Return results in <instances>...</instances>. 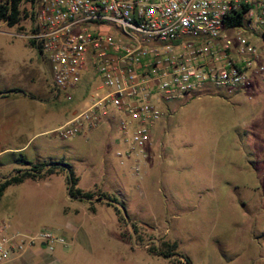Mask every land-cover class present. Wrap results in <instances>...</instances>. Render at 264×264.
I'll list each match as a JSON object with an SVG mask.
<instances>
[{"label": "rangeland", "instance_id": "374dc122", "mask_svg": "<svg viewBox=\"0 0 264 264\" xmlns=\"http://www.w3.org/2000/svg\"><path fill=\"white\" fill-rule=\"evenodd\" d=\"M22 9L17 25L0 20V90L21 84L40 99L23 108L27 139L33 138L22 155L66 162L94 197L71 198L62 171L64 177L9 186L0 222L25 234L52 229L66 240L53 252L29 244L15 264H188L186 257L190 264H264V76L245 90L208 86L162 104L140 178L132 172L134 158L121 165L116 156L126 148L118 112L76 136L57 132L107 88L90 66L70 90L72 100L64 91L56 95L47 63L27 38L29 0ZM15 155L21 156L7 152L3 159L8 164ZM172 249L174 255L161 253Z\"/></svg>", "mask_w": 264, "mask_h": 264}, {"label": "built area", "instance_id": "2783aa9c", "mask_svg": "<svg viewBox=\"0 0 264 264\" xmlns=\"http://www.w3.org/2000/svg\"><path fill=\"white\" fill-rule=\"evenodd\" d=\"M243 10L241 25H225ZM29 17L27 38L49 60L56 95L72 100L90 66L107 88L57 132L76 136L118 112L126 148L116 156L121 165L134 158L140 178L162 104L208 86L245 90L264 76V0H36ZM35 242L53 252L66 240L52 229L25 234L0 222V264Z\"/></svg>", "mask_w": 264, "mask_h": 264}, {"label": "crops", "instance_id": "0c3cea01", "mask_svg": "<svg viewBox=\"0 0 264 264\" xmlns=\"http://www.w3.org/2000/svg\"><path fill=\"white\" fill-rule=\"evenodd\" d=\"M33 47H35L40 52V54L43 56L44 61L47 63L48 75L51 80V85L53 86L52 68H51V64L49 60L37 48V46H33ZM35 79H36V73H34L32 76V80H35ZM16 88L22 89L23 91H17V92L10 91ZM33 100L40 101V99H38L31 93L25 92L24 87H22L21 84H18L12 88H5V89L0 90V182L10 177L11 175L15 174L19 168H24V167H14L15 164L13 165V163L18 164L16 166H20L21 164H23V161H21V159L24 158V160L26 159L30 161L29 159H27L26 157L22 155V153L27 150V146L33 138L31 137L27 139L28 137H27L26 128H24L25 123L23 124V119L26 118V113L24 112L23 108L28 107L29 103H31ZM16 121L18 122V124H20L19 127L12 128L11 127L12 123H15ZM10 140H17V141H20L21 143L18 145H11V143H9ZM7 152H13V154L19 153L21 154V156L17 157L15 155L14 158L11 160V162L7 164L6 161L3 159V155ZM40 161L41 160H38L37 162H40ZM10 165L13 166L12 172L8 173V175L4 174L5 167L10 166ZM58 174L63 176L61 173H56L55 175H58ZM51 176L52 175L48 177L51 178ZM29 180H35V179H27L23 183ZM8 187L5 189L4 194L1 197L0 201L3 199ZM23 252L15 254L10 260L9 264L18 263L21 260V255ZM38 256H40V253Z\"/></svg>", "mask_w": 264, "mask_h": 264}, {"label": "trees", "instance_id": "16d2710c", "mask_svg": "<svg viewBox=\"0 0 264 264\" xmlns=\"http://www.w3.org/2000/svg\"><path fill=\"white\" fill-rule=\"evenodd\" d=\"M31 6L35 3L36 0H29ZM23 0H6L0 3V20L5 21L9 26L17 25L21 22L23 16L22 9ZM245 11H239L236 14L226 18L225 25L227 27H235L242 24L244 20ZM33 46H36L33 41H31ZM38 48V47H37ZM39 49V48H38ZM40 50V49H39ZM41 51V50H40ZM10 91H23L22 89L16 88ZM23 161L24 168H19L15 174L6 178L5 180L0 182V199L4 194L5 189L13 184L23 183L27 179H40L45 178L50 175L66 172V179L68 184V192L71 198L73 199H92L94 194L90 191H86L83 188L79 187V179L72 169L71 165L67 164L63 161L57 162H30L28 160L21 159ZM113 201H117L115 197H113ZM120 212L119 209H117ZM176 248L178 246L177 243L171 245ZM163 255L171 256L174 255V250L169 251H161ZM186 262L188 264L191 263L190 259L186 257Z\"/></svg>", "mask_w": 264, "mask_h": 264}, {"label": "water", "instance_id": "95a60500", "mask_svg": "<svg viewBox=\"0 0 264 264\" xmlns=\"http://www.w3.org/2000/svg\"><path fill=\"white\" fill-rule=\"evenodd\" d=\"M42 245H45L44 243Z\"/></svg>", "mask_w": 264, "mask_h": 264}]
</instances>
